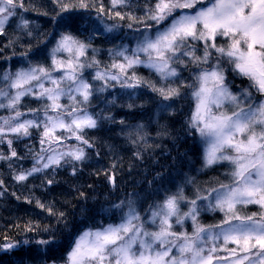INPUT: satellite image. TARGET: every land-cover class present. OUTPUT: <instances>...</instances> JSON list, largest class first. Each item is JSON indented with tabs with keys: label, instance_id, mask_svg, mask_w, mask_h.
<instances>
[{
	"label": "snow or ice",
	"instance_id": "obj_1",
	"mask_svg": "<svg viewBox=\"0 0 264 264\" xmlns=\"http://www.w3.org/2000/svg\"><path fill=\"white\" fill-rule=\"evenodd\" d=\"M4 167L0 264H264V0H0Z\"/></svg>",
	"mask_w": 264,
	"mask_h": 264
},
{
	"label": "trees",
	"instance_id": "obj_2",
	"mask_svg": "<svg viewBox=\"0 0 264 264\" xmlns=\"http://www.w3.org/2000/svg\"><path fill=\"white\" fill-rule=\"evenodd\" d=\"M108 163L107 159H99L98 161L96 159H94L92 161V165L90 168L85 170L84 176L81 178L82 180H87L88 183H92L91 179H88V172L91 171L92 169L99 167L101 165H105ZM30 166V165H25ZM0 172L4 173L5 176L7 177V170L6 167L4 168H0ZM57 179L61 180V184L60 186L56 189V193L59 194L60 192H65L67 193L69 191V186L70 184L76 183V181L71 180L70 177H68L67 173H62L60 176L57 177ZM132 177H129L127 175H123L122 176V180L125 181H131ZM67 181V182H65ZM8 184H11L12 181L10 179V177L7 178L6 181ZM33 183H38V182H33ZM31 186V184L29 185ZM100 182H97V187H100ZM15 190L17 192L18 195H27V189L25 188H21V187H15L13 188H9V191H13ZM17 209V204L14 201V198L10 199V200H5V199H0V231H6V229L3 227L5 224V221L7 219H10L14 216H16L18 213L16 211Z\"/></svg>",
	"mask_w": 264,
	"mask_h": 264
}]
</instances>
